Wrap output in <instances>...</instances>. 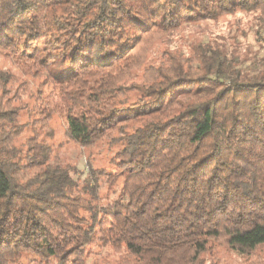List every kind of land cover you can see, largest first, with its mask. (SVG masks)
Wrapping results in <instances>:
<instances>
[{
    "label": "trees",
    "instance_id": "obj_1",
    "mask_svg": "<svg viewBox=\"0 0 264 264\" xmlns=\"http://www.w3.org/2000/svg\"><path fill=\"white\" fill-rule=\"evenodd\" d=\"M238 12L264 46V0H0V53L39 81L0 72V264H90L96 248L264 264V56L245 69L217 38L148 64L160 39ZM55 116L68 143L105 142L108 166L65 165Z\"/></svg>",
    "mask_w": 264,
    "mask_h": 264
},
{
    "label": "rangeland",
    "instance_id": "obj_2",
    "mask_svg": "<svg viewBox=\"0 0 264 264\" xmlns=\"http://www.w3.org/2000/svg\"><path fill=\"white\" fill-rule=\"evenodd\" d=\"M256 18L254 15H247L238 12L235 15L220 18L218 21H207L204 23H194L181 29L176 34L164 37L156 42L149 52L148 64H160L167 58L168 53H180L186 58L191 55V45L194 43L211 42L220 38V42L227 45L230 54L233 53L242 61L247 60L243 67L248 69L255 56H264V46L257 41V37L252 29ZM9 71L14 74L19 81L11 85L16 90L19 84L24 80L30 81L28 87L30 92H36L39 81L32 80L25 76L5 53H0V72ZM142 72L138 73L136 81L141 82ZM48 92V90H47ZM135 96V95H134ZM24 100L31 105L34 103L32 99L27 97ZM27 116L22 114L21 122H26ZM54 129L55 137L49 143L56 147L58 155H60L65 165L76 166L80 170V176L84 178L87 172V161L93 159L95 168H105L108 166L112 154L107 152L105 142H99L91 149L83 150L79 145L68 143L65 137L66 121L61 116H55L51 122ZM27 135L29 132L26 133ZM105 194V190L102 191ZM106 202V201H105ZM93 261L90 264H117L120 255L117 253H109L100 251L98 248L94 250ZM216 260L219 264H245L246 260L235 253L228 252L224 249H218ZM211 261V259H209Z\"/></svg>",
    "mask_w": 264,
    "mask_h": 264
}]
</instances>
